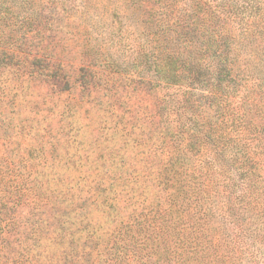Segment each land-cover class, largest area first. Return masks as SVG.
Listing matches in <instances>:
<instances>
[{"label":"rangeland","instance_id":"1","mask_svg":"<svg viewBox=\"0 0 264 264\" xmlns=\"http://www.w3.org/2000/svg\"><path fill=\"white\" fill-rule=\"evenodd\" d=\"M147 13L0 0V264H264V92L242 98L264 37L239 41L224 93L164 84Z\"/></svg>","mask_w":264,"mask_h":264},{"label":"trees","instance_id":"2","mask_svg":"<svg viewBox=\"0 0 264 264\" xmlns=\"http://www.w3.org/2000/svg\"><path fill=\"white\" fill-rule=\"evenodd\" d=\"M141 1L145 5V9H148L147 15L152 17L150 19L154 23L155 36L159 42V45L155 42L154 47L151 46L153 52L156 50L159 53V61L155 58L157 63L154 64L152 76L157 77L164 84L172 85L169 81L170 76L177 74L179 77H184L182 82L186 87L196 88L194 86L206 87L207 85L206 88H209L211 93L216 94L218 88L222 89V93H224L234 84L230 79L232 75L236 76L237 72L246 74L239 64L237 65L238 53H240V49L237 47L239 41L244 39L251 43L256 36L264 37V0H253L255 4L258 1V5H255V12L240 17L227 9L229 1H217L215 4L203 2L201 4V0L198 2L191 0L187 3L188 7L190 6L189 11H183L184 9L179 7V0ZM195 6L202 9L200 14H198L199 11H196ZM174 21L175 26L173 25ZM251 24L254 27H251ZM165 25L167 28L163 29L162 27ZM185 28H188V31ZM158 31H162V34L159 35ZM160 36L163 38L167 36L164 38L166 41L164 46ZM176 39H180V43H175ZM179 57L182 58L181 66L174 70L173 65ZM245 71L250 73L248 68ZM210 72L212 75H220V82L217 83L219 87L208 83L207 79L206 81L203 79ZM254 78L258 81L250 86L245 83L246 91L242 98L247 99L252 94L264 92V77ZM148 83L150 84V82ZM185 93L187 92L185 91ZM220 102L225 101L221 98ZM247 106L249 105L244 102L238 107L245 108ZM250 112L247 109V113ZM247 121L251 120L247 119Z\"/></svg>","mask_w":264,"mask_h":264}]
</instances>
